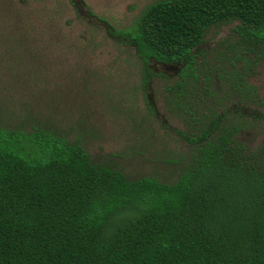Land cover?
<instances>
[{"label": "trees", "instance_id": "1", "mask_svg": "<svg viewBox=\"0 0 264 264\" xmlns=\"http://www.w3.org/2000/svg\"><path fill=\"white\" fill-rule=\"evenodd\" d=\"M102 23L133 49L145 85L176 79L188 162L171 184L129 180L44 126L0 125V264H264V137L247 149L238 114L206 104L212 80L195 54L210 29L236 23L243 54L262 58L264 0H159L129 29ZM223 75L230 95L264 107L245 70Z\"/></svg>", "mask_w": 264, "mask_h": 264}, {"label": "rangeland", "instance_id": "2", "mask_svg": "<svg viewBox=\"0 0 264 264\" xmlns=\"http://www.w3.org/2000/svg\"><path fill=\"white\" fill-rule=\"evenodd\" d=\"M80 1L0 0V125L44 126L82 146L94 165L113 167L129 180L174 183L190 150L183 137L190 126L167 91L176 79L154 77L145 85L133 49L107 37L102 23L129 29L159 0ZM235 27L210 29L196 62L212 80L206 104L238 114L237 141L253 150L264 137L257 116L264 107L230 95L218 75L232 65L245 70L247 84L264 100V56L244 55Z\"/></svg>", "mask_w": 264, "mask_h": 264}, {"label": "water", "instance_id": "3", "mask_svg": "<svg viewBox=\"0 0 264 264\" xmlns=\"http://www.w3.org/2000/svg\"><path fill=\"white\" fill-rule=\"evenodd\" d=\"M164 70L175 73L177 71V68L176 67H164Z\"/></svg>", "mask_w": 264, "mask_h": 264}]
</instances>
